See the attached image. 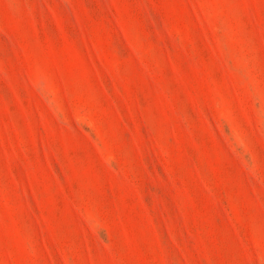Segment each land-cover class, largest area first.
<instances>
[{
    "label": "rangeland",
    "instance_id": "obj_1",
    "mask_svg": "<svg viewBox=\"0 0 264 264\" xmlns=\"http://www.w3.org/2000/svg\"><path fill=\"white\" fill-rule=\"evenodd\" d=\"M0 264H264V0H0Z\"/></svg>",
    "mask_w": 264,
    "mask_h": 264
}]
</instances>
